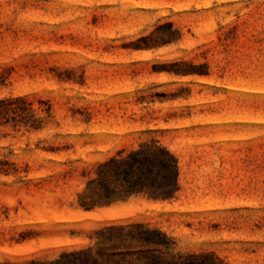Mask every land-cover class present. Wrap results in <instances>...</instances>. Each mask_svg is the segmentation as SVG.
Masks as SVG:
<instances>
[{"label": "rangeland", "instance_id": "obj_1", "mask_svg": "<svg viewBox=\"0 0 264 264\" xmlns=\"http://www.w3.org/2000/svg\"><path fill=\"white\" fill-rule=\"evenodd\" d=\"M8 68L0 94L50 100L54 118L0 137V161L18 167L0 175V264L136 221L182 252L262 263L264 0H0ZM152 139L178 159L174 199L79 207L97 163Z\"/></svg>", "mask_w": 264, "mask_h": 264}, {"label": "trees", "instance_id": "obj_2", "mask_svg": "<svg viewBox=\"0 0 264 264\" xmlns=\"http://www.w3.org/2000/svg\"><path fill=\"white\" fill-rule=\"evenodd\" d=\"M11 69L0 71V90L10 84ZM189 73V72H185ZM61 80L64 78L58 74ZM0 94V137L8 130L38 132L54 118L50 100ZM18 175V167L0 161V175ZM179 190V162L160 141H143L118 150L99 162L89 177L78 205L84 211L108 206L131 196L171 200ZM18 264H232L212 251L182 252L176 238L146 222L116 223L93 231L85 246L61 251L55 258L36 257ZM264 264V258L262 263Z\"/></svg>", "mask_w": 264, "mask_h": 264}]
</instances>
